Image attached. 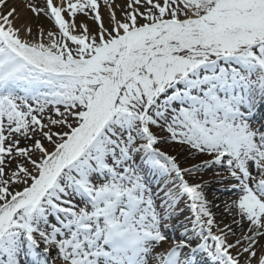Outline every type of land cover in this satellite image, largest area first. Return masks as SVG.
I'll list each match as a JSON object with an SVG mask.
<instances>
[{
  "label": "snow or ice",
  "instance_id": "snow-or-ice-1",
  "mask_svg": "<svg viewBox=\"0 0 264 264\" xmlns=\"http://www.w3.org/2000/svg\"><path fill=\"white\" fill-rule=\"evenodd\" d=\"M26 8L49 27L0 0V264H264V0Z\"/></svg>",
  "mask_w": 264,
  "mask_h": 264
},
{
  "label": "bare ground",
  "instance_id": "bare-ground-1",
  "mask_svg": "<svg viewBox=\"0 0 264 264\" xmlns=\"http://www.w3.org/2000/svg\"><path fill=\"white\" fill-rule=\"evenodd\" d=\"M10 1H12V0H9V2ZM119 3H123V0L119 1ZM13 5H14V2H13ZM17 13L19 16V19L17 21L18 24L27 22L29 19H31L33 24L40 23V24L44 25L46 28L49 27V23L43 17H41L39 19V21H37V20H35V18L33 17V15L30 12L26 13V11H24L21 13V11H17ZM78 19H83V18L81 17ZM86 22H88L89 24L92 23L91 21H86ZM227 197L228 196H221L220 199L218 201H216V203H221L220 201L225 200ZM214 211H215V209H214Z\"/></svg>",
  "mask_w": 264,
  "mask_h": 264
},
{
  "label": "rangeland",
  "instance_id": "rangeland-1",
  "mask_svg": "<svg viewBox=\"0 0 264 264\" xmlns=\"http://www.w3.org/2000/svg\"><path fill=\"white\" fill-rule=\"evenodd\" d=\"M14 2V5H13V2ZM12 1H10L9 2V6L10 7H15L16 8V10L17 11H21V13L22 12H24V11H26V13H28V12H30V11H28L27 10V8H26V4L28 3V0H12ZM119 1H121V0H117V2L119 3ZM31 13V12H30ZM32 14V13H31ZM48 22V21H47ZM161 147L162 148H164L165 150H168V151H170V152H175V148H174V146H172V145H167V144H165V145H161ZM205 178H207V177H205ZM215 187H218V186H216V185H213V188H215ZM211 195H212V193L211 192H209V196H210V198H211ZM231 195V193H228V194H225L224 196H230ZM218 201V200H217ZM223 201V200H222ZM222 201H220V202H222ZM225 222H227V221H225Z\"/></svg>",
  "mask_w": 264,
  "mask_h": 264
}]
</instances>
